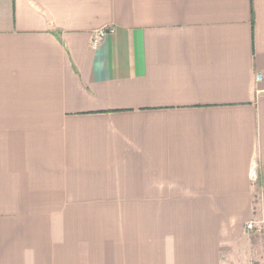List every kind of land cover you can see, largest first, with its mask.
Here are the masks:
<instances>
[{
    "label": "crops",
    "instance_id": "1",
    "mask_svg": "<svg viewBox=\"0 0 264 264\" xmlns=\"http://www.w3.org/2000/svg\"><path fill=\"white\" fill-rule=\"evenodd\" d=\"M0 264H264V0H0Z\"/></svg>",
    "mask_w": 264,
    "mask_h": 264
},
{
    "label": "built area",
    "instance_id": "2",
    "mask_svg": "<svg viewBox=\"0 0 264 264\" xmlns=\"http://www.w3.org/2000/svg\"><path fill=\"white\" fill-rule=\"evenodd\" d=\"M113 32H114L113 28L102 29V30L95 32L93 37H92V40H91V46L95 48L106 37V35L113 33ZM246 229L247 230H253L254 229V223L249 222L246 225Z\"/></svg>",
    "mask_w": 264,
    "mask_h": 264
}]
</instances>
